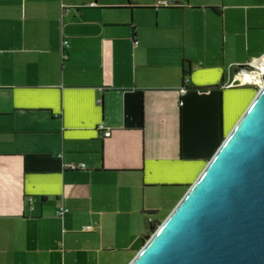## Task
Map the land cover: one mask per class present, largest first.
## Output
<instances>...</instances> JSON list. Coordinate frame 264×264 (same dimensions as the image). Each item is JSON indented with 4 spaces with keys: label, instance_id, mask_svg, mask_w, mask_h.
I'll return each mask as SVG.
<instances>
[{
    "label": "crops",
    "instance_id": "0c3cea01",
    "mask_svg": "<svg viewBox=\"0 0 264 264\" xmlns=\"http://www.w3.org/2000/svg\"><path fill=\"white\" fill-rule=\"evenodd\" d=\"M263 55L264 0H0V264H129Z\"/></svg>",
    "mask_w": 264,
    "mask_h": 264
},
{
    "label": "water",
    "instance_id": "95a60500",
    "mask_svg": "<svg viewBox=\"0 0 264 264\" xmlns=\"http://www.w3.org/2000/svg\"><path fill=\"white\" fill-rule=\"evenodd\" d=\"M260 86L129 264H264V81Z\"/></svg>",
    "mask_w": 264,
    "mask_h": 264
},
{
    "label": "built area",
    "instance_id": "2783aa9c",
    "mask_svg": "<svg viewBox=\"0 0 264 264\" xmlns=\"http://www.w3.org/2000/svg\"><path fill=\"white\" fill-rule=\"evenodd\" d=\"M169 5L168 2L163 1L160 2L156 7L159 6H164L167 7ZM68 42L64 41L63 42V47H67ZM264 62V55L260 58L253 59L249 61L245 66L238 67L236 70L235 74L233 75V78L231 79L230 83L225 84L223 87L229 88V87H234V86H254V87H261L260 84L256 81H253L255 77H259V74L262 72V67L261 66ZM261 66V67H260ZM251 77V78H250ZM247 78V79H246ZM250 78V79H248ZM262 81L264 80V75L260 78ZM186 88L182 87L180 89L181 94L186 93ZM100 132H102V136L104 138H108L111 136V130L106 128L103 124L98 127ZM67 169L69 170H77V169H85V165H69L67 166ZM67 212V209L64 207H60L59 210L57 211V216L62 217L65 213Z\"/></svg>",
    "mask_w": 264,
    "mask_h": 264
},
{
    "label": "trees",
    "instance_id": "16d2710c",
    "mask_svg": "<svg viewBox=\"0 0 264 264\" xmlns=\"http://www.w3.org/2000/svg\"><path fill=\"white\" fill-rule=\"evenodd\" d=\"M158 225L159 224H150V226H149V231H148V233L146 234V236L144 237V243L146 242V240L147 239H149L150 238V236L153 234V232L157 229V227H158Z\"/></svg>",
    "mask_w": 264,
    "mask_h": 264
},
{
    "label": "bare ground",
    "instance_id": "6f19581e",
    "mask_svg": "<svg viewBox=\"0 0 264 264\" xmlns=\"http://www.w3.org/2000/svg\"><path fill=\"white\" fill-rule=\"evenodd\" d=\"M261 66H263L262 67V72L259 74V77H255L254 79H253V81H256V82H258L259 84H262V82L264 81H262V79H260L261 77H262V75H264V62H263V64L261 65ZM260 66V67H261ZM251 78V77H250ZM250 78H248V79H250ZM247 79V78H246ZM251 80V79H250Z\"/></svg>",
    "mask_w": 264,
    "mask_h": 264
},
{
    "label": "rangeland",
    "instance_id": "374dc122",
    "mask_svg": "<svg viewBox=\"0 0 264 264\" xmlns=\"http://www.w3.org/2000/svg\"><path fill=\"white\" fill-rule=\"evenodd\" d=\"M252 87L254 88L255 94H256V93L259 91V89H260V87H254V86H252ZM250 102H251V101H250ZM249 104H250V103H249ZM249 104H248V105H249ZM248 105H247V107H248ZM247 107H246V108H247ZM246 108L244 109V111L246 110ZM244 111H243V112H244ZM243 112H242V114H243ZM242 114H241V115H242ZM241 115L239 116V118L241 117ZM239 118H238V119H239ZM184 194H185V193H184ZM182 197H183V196H182Z\"/></svg>",
    "mask_w": 264,
    "mask_h": 264
}]
</instances>
